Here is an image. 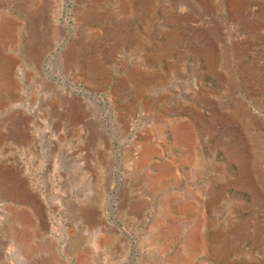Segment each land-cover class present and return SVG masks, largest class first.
Returning <instances> with one entry per match:
<instances>
[{"label": "rangeland", "instance_id": "374dc122", "mask_svg": "<svg viewBox=\"0 0 264 264\" xmlns=\"http://www.w3.org/2000/svg\"><path fill=\"white\" fill-rule=\"evenodd\" d=\"M0 264H264V0H0Z\"/></svg>", "mask_w": 264, "mask_h": 264}, {"label": "bare ground", "instance_id": "6f19581e", "mask_svg": "<svg viewBox=\"0 0 264 264\" xmlns=\"http://www.w3.org/2000/svg\"><path fill=\"white\" fill-rule=\"evenodd\" d=\"M42 245H43V244H42ZM47 246H48V245H47ZM47 246H46V247H47ZM48 247H49V246H48Z\"/></svg>", "mask_w": 264, "mask_h": 264}]
</instances>
